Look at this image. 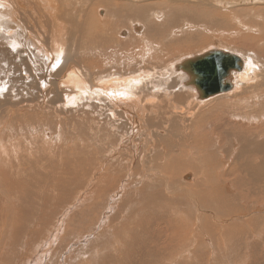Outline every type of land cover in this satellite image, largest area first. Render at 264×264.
I'll use <instances>...</instances> for the list:
<instances>
[{
    "label": "bare ground",
    "instance_id": "obj_1",
    "mask_svg": "<svg viewBox=\"0 0 264 264\" xmlns=\"http://www.w3.org/2000/svg\"><path fill=\"white\" fill-rule=\"evenodd\" d=\"M215 116L211 140L196 128ZM263 178L264 0H0L3 264H132L130 241L162 264H241ZM113 206L123 221L98 230ZM155 216L170 235L144 232Z\"/></svg>",
    "mask_w": 264,
    "mask_h": 264
},
{
    "label": "rangeland",
    "instance_id": "obj_2",
    "mask_svg": "<svg viewBox=\"0 0 264 264\" xmlns=\"http://www.w3.org/2000/svg\"><path fill=\"white\" fill-rule=\"evenodd\" d=\"M132 42H137L138 46H140V44H141V41L140 40L138 41L137 39L132 41ZM144 46H145V43H144ZM114 49L115 48L110 46V47H108V52L111 53V54H113L114 52H117L118 54H122V52L120 50H118V49L114 50ZM143 54H144V51H142L141 54H140L141 58H142ZM94 59L97 60V58H94ZM225 116H227V115H225ZM212 119H211L212 120L211 123L208 125V128H207L205 122H201V124L198 126L199 128L197 127L196 130L200 131V132L208 130L209 134L207 136L211 137V140H215L213 137L218 138L217 137L218 134L216 132H215V135L211 133V132H213L212 129L215 126V124H219V123L223 124V122L227 123L228 121H224V116H215V117H212ZM200 126H201V128H200ZM152 130H153V132H156L155 131L156 129L153 128ZM153 151L155 153V148L153 149ZM187 151H188V149L185 148L183 150V153L188 155ZM155 157H157V156L155 155ZM182 159L185 160L186 156L183 157ZM232 160L234 161L235 167L232 170L226 169V178H227V181H229L231 184L236 185L238 183V181H240L241 179L246 180V176H240V174H239L238 168H241V162H242L241 159L239 157H235V158H232ZM231 161L229 162V164L231 163ZM248 180H250V178H248ZM259 182H260L259 188L260 189H264V178L262 180H260ZM252 187L253 186L251 185V188ZM234 201L237 204H239V202H240L238 200H234ZM239 206L244 207L243 203H241V205H239ZM239 206H237V207H239ZM116 210H117V207L113 206V208L108 213H105V214H108L106 217L93 214V222L96 223L97 225H99L98 226V230H103L104 229L103 227L107 224V222H108V225H109V220L111 219V217H114L115 219H118V222H120V221L122 222L123 221V218L121 216H116V214H117ZM257 212L261 216H264V201L262 203H260V204H257ZM232 213H234V212H228L224 216L223 220L221 221V225H222L221 229H219V230L215 229V234L217 232V236L220 238L221 242L219 243L216 240L217 247H214V245L211 242L212 249L216 250V248H217V249H220V250L223 251L224 248H225L226 242H229V244H230L231 230H230V227L227 224V221L230 219ZM158 225H161V226L158 227ZM150 226H152V227L149 229V231L146 230ZM153 226L155 227V229L153 228ZM9 228H10V226L8 225L7 236L5 237V240H3V242H2L4 244L0 245V264H3L5 258L7 257V256H5L6 253H4L3 250H4V247H5V243H6L5 241H7L8 236L10 237V235H8L9 234ZM142 228H143V230H145L144 232L147 233L150 237H163V238H165V235H170V229H171L169 222L165 221L160 216H155V217L149 218V223L146 226L142 227ZM224 228H226L228 230H225ZM14 229H15L16 233H19L18 228H16V226L14 227ZM237 229H238V236H237V243H238V242H240L243 239H241V237H242L241 229L240 228H237ZM259 233H260V238L251 240L248 243V245H247V255H248V257L247 256L246 257H247V259L249 258V263L248 264H256V263L264 264V231H260ZM17 237H18V235H15V233H14V236L12 235V237L8 241V243H9L10 246H12L14 248H18V250H21L22 249L21 248V244L19 243V241L16 240ZM256 241H259L258 249H257V242ZM130 242L133 243V249L130 252V254L127 255V257H128V259L133 258L134 261L132 260V264H162L161 262H159L158 260L155 259L156 255H155L154 251H152L153 249H151L153 247V245H151L149 248L147 247V249L145 250V254H143V250L141 252V250H140L141 247H140V245L138 244L137 241H130ZM158 243L159 242L156 241L155 244H158ZM251 243H254V245L251 246ZM81 245H82V243L78 244V246L76 248L78 249L79 246H81ZM93 247L96 248V247H99V245L98 246H93ZM63 249H64L65 252L68 250L69 252L67 254H70V255L73 254V253H77L76 249H69V246L67 247L66 245L63 247ZM70 250H72V251L70 252ZM257 250H258V252H260L259 254H257ZM187 251L188 252H195L198 255V257H206V255H207V253L202 252L200 248L197 249L196 245H194V248H192V249H190L188 247ZM88 255H89V252L85 255V257L87 258ZM162 256L164 257V255H162ZM32 257L35 258V259L33 258L34 262H35L37 260L36 255L32 256ZM118 257H120V255ZM141 259H142V261H141ZM179 259H180V256L177 255L176 259L173 258L171 262H167V263L168 264L181 263V261ZM246 260L244 259V261L241 264H244ZM60 262H61V264L65 263V262H63L62 259H59V260L56 259L55 261L53 259L50 262V264H60ZM7 264H10V262L8 260H7ZM65 264H68V263H65ZM123 264H125V263H123ZM184 264H186V263H184Z\"/></svg>",
    "mask_w": 264,
    "mask_h": 264
}]
</instances>
